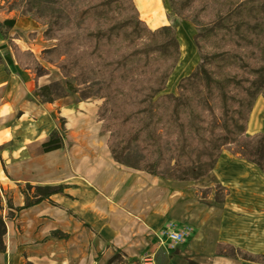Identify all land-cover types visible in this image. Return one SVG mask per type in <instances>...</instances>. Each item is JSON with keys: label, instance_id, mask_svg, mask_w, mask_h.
Returning <instances> with one entry per match:
<instances>
[{"label": "crops", "instance_id": "obj_1", "mask_svg": "<svg viewBox=\"0 0 264 264\" xmlns=\"http://www.w3.org/2000/svg\"><path fill=\"white\" fill-rule=\"evenodd\" d=\"M162 9L163 21L151 31L169 26L168 8ZM15 28L27 33L34 25L17 18ZM178 45L175 70L184 58L183 46ZM17 48L34 56L40 52L36 41L17 40ZM13 64L17 67L14 59ZM38 64L48 71L38 79L28 69L12 74L0 66V200L7 228L0 264H108L116 254L126 264H187L183 258L190 256L189 248L174 256L164 244L169 235H178L179 249L185 236L181 228L194 224L193 191L115 163L108 136L97 122L94 99L67 96L52 104L34 99L36 89L63 81L56 68ZM254 107L246 126L249 136L264 133V112L257 127L250 129ZM61 130L62 149L44 153L42 145ZM213 176L228 190L215 251L218 244H226L264 256V175L252 164L222 153ZM26 184L64 190L22 210L19 188ZM53 233L66 238H53ZM215 257L214 264L242 262Z\"/></svg>", "mask_w": 264, "mask_h": 264}, {"label": "trees", "instance_id": "obj_2", "mask_svg": "<svg viewBox=\"0 0 264 264\" xmlns=\"http://www.w3.org/2000/svg\"><path fill=\"white\" fill-rule=\"evenodd\" d=\"M120 4L126 8L131 6L132 15L129 14L118 25L100 24L89 34L91 42L95 45L104 42L107 45L128 43L133 49L130 60L149 59L155 55L162 58L164 63L162 69L155 74L154 83L141 94L134 112L122 122L124 135L115 139L110 127L101 129L102 134H109L107 146L113 161L130 168L125 164L124 158L137 145L146 153L147 158L146 164L139 171L160 177V167L164 162L163 147L170 141L175 164L171 178L178 183L199 182L205 179H212L217 183L212 172L223 151L252 164L264 175V133L253 136L246 134L247 121L254 103L258 97H264V13L259 18L250 17L254 18L251 21L239 18L234 26L227 30L219 24L205 35L197 34L193 41L199 53H202L200 40H206L212 35L221 42L237 47V50L204 55L200 64L179 81L177 95H172L163 92L180 58L174 30L171 26L149 30L138 18V12L133 8L131 0H102L97 8L100 18L107 7ZM188 7L189 1L184 6L170 3L172 14L181 20L185 13L184 8ZM85 15L86 11H83L81 17ZM14 30L15 20L0 21V38L3 41L10 44ZM143 36H147L149 40L142 39ZM140 40H144V44L135 46V42ZM13 52L15 62L19 66L25 64L24 57L27 54L31 56L35 79L48 75V71L40 66L29 52H20L15 46ZM110 62L99 65L92 75L103 80L108 75L106 72L110 66L113 76L110 75L109 80H120L119 75L125 70L122 66H127L128 62L117 63L115 68ZM59 72L66 78L62 70ZM92 82L93 79L88 78L80 81L77 87L89 86ZM57 87L59 83L36 89L32 97L40 103L52 104L55 101L53 90ZM65 87L68 91L81 95L82 101L92 98L102 100L97 118L98 122L103 121L102 117L110 105V100L104 93L93 95L90 87L77 93L68 83ZM63 142V130L55 131L50 135L48 142L42 145V150L44 153L58 151L62 149ZM220 189L223 204L228 191L221 187ZM19 190L24 197L23 210L49 200L53 195L61 194L64 187H33L26 184ZM7 208L13 210L9 203ZM6 233L0 200V255L6 251ZM52 236L66 238L60 233H53ZM216 256L248 264H264V256L252 255L226 244L217 245ZM118 259L119 255L116 254L108 264H117ZM185 261L187 264H198L192 260Z\"/></svg>", "mask_w": 264, "mask_h": 264}, {"label": "rangeland", "instance_id": "obj_3", "mask_svg": "<svg viewBox=\"0 0 264 264\" xmlns=\"http://www.w3.org/2000/svg\"><path fill=\"white\" fill-rule=\"evenodd\" d=\"M101 1L0 0V21L10 18H13V20L25 18L31 20L34 25V28L27 33H21L15 28L11 34L13 40L10 44L0 39V66H4L6 71L12 74H18L19 70L26 69L33 72L34 67L30 62L31 56L28 54L24 57L25 64L23 66L18 64V68L14 66L13 46L17 47V40L22 41L23 39L26 43L36 41L40 47V52L36 56L29 51L27 52L34 57L37 63L40 62L45 66L56 68L58 71L62 70L66 75V78H63V81L59 83V87L53 90V98L58 100L67 96H76L78 100H81V95L74 94L66 89V83L74 87L77 93L87 87L91 88L93 95L104 93L109 98L110 105L102 117L103 121L98 122L97 118V122L100 124L101 129L110 127L116 139L124 135L122 122L134 112L141 94L148 89L149 85L154 83V76L162 69L164 60L155 55L149 59L130 60L129 57L132 56L133 49L130 48L128 43L119 42V44L107 45L104 42L99 45L93 44L89 34L96 30L100 24L118 25L122 19L129 14L132 15L131 6L126 8L120 4L107 7L103 11L102 18H100L97 8ZM131 1L133 8L138 12V18L141 20L139 10L133 0ZM170 1L177 6H184L187 1L190 2V7L184 8L183 20L172 14ZM159 2L161 6L168 8L167 20L169 26L174 30L176 39L181 43L184 51L183 64L178 68L180 69L178 73L180 76L178 77L177 74L176 80L169 87H167V82L163 92L172 95H177L176 88L179 81L187 77L200 64L204 55L237 50V47L221 42L212 35L206 40H200L202 53H199L193 41L197 34L205 35L211 28H215L219 24H222L220 27L227 30L234 26L239 18L251 21L254 18L261 17L264 13V0H159ZM83 11H86V15L81 17ZM142 39L149 40L147 36H143ZM143 44L144 40L135 42L137 47ZM191 46L193 50H191ZM18 58L22 59V57ZM262 58H264V43ZM109 61H111L110 64L113 63V68L116 67L117 63L128 62L127 66H122L125 70L124 73L119 75L120 80H109L110 75L113 74L110 66L106 72L108 75L103 80L92 75L99 65H104ZM88 78L89 80L93 79L89 86L77 87L80 81H85ZM260 98L264 101V97ZM92 99L95 100L98 111L102 100ZM106 135L109 138V134ZM196 147L195 143V149ZM222 153L228 152L223 151ZM163 156L164 162L160 167L159 178L164 181L178 183L171 178L175 166L172 142L168 141L164 144ZM124 160L125 164L130 167L129 169L139 171L146 164L147 158L146 153L136 145L125 156ZM214 178L218 184L212 179L182 183L190 187L189 189L194 193L196 203L195 222L193 225L188 226V229L181 228L180 231L185 236L184 241L179 244L180 250L175 245L179 242L175 243L169 239L165 241L164 245L171 251V255L185 254L184 249L189 248L191 251L190 256L185 255L183 260L192 258L198 264H214L213 262L216 259L215 246L219 240L220 211L223 205L220 199L222 194L220 187L225 189L220 184L219 178L215 176ZM118 260L117 264H126L124 259L119 257ZM241 264L248 263L241 262Z\"/></svg>", "mask_w": 264, "mask_h": 264}, {"label": "bare ground", "instance_id": "obj_4", "mask_svg": "<svg viewBox=\"0 0 264 264\" xmlns=\"http://www.w3.org/2000/svg\"><path fill=\"white\" fill-rule=\"evenodd\" d=\"M134 4L141 13V21L145 23V25L149 30L162 23L163 9L159 0H134ZM18 26L21 28H25L24 23H20ZM179 70L180 69H176L174 71L173 75L170 77L168 81L167 87H169L172 83H174V81L176 80L175 77H177ZM179 76L180 75L178 74V77ZM94 112L95 110L92 111V114ZM263 112H264V102L259 97L256 100V104L253 110L250 129H254L255 127H257L255 122L263 114Z\"/></svg>", "mask_w": 264, "mask_h": 264}, {"label": "built area", "instance_id": "obj_5", "mask_svg": "<svg viewBox=\"0 0 264 264\" xmlns=\"http://www.w3.org/2000/svg\"><path fill=\"white\" fill-rule=\"evenodd\" d=\"M169 240L177 243V242H180L182 239L178 235L171 234L169 235Z\"/></svg>", "mask_w": 264, "mask_h": 264}]
</instances>
